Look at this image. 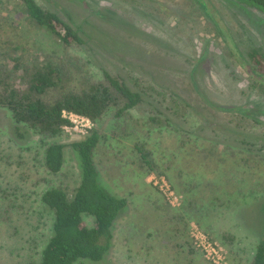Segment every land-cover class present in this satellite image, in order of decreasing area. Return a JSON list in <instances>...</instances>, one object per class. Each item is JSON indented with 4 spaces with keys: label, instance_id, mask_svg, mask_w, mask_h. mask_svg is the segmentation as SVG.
I'll list each match as a JSON object with an SVG mask.
<instances>
[{
    "label": "rangeland",
    "instance_id": "obj_1",
    "mask_svg": "<svg viewBox=\"0 0 264 264\" xmlns=\"http://www.w3.org/2000/svg\"><path fill=\"white\" fill-rule=\"evenodd\" d=\"M37 1L67 14L85 46L56 48L46 33L27 26L15 0H0V46L7 54L14 43L25 48L24 57L57 50L70 64L87 61L92 70L118 77L142 99L125 124L104 123L93 154L101 185L127 200L112 246L102 261L76 264H211L191 245L192 225L223 248L226 264H249L264 235V83L251 75L247 57L251 49L264 51L262 15L225 0H203L206 6L196 0ZM262 63L256 69L264 71ZM73 140L64 132L40 138L16 131L0 108L6 198L0 207L13 200L16 207L11 221L0 219V264H26L31 248L37 263L52 224L41 194L53 187L70 192L80 179L79 157L69 146L60 171L48 173L45 146ZM137 142L161 174L139 168ZM152 177L166 182L176 205ZM83 220L92 226L91 217Z\"/></svg>",
    "mask_w": 264,
    "mask_h": 264
},
{
    "label": "trees",
    "instance_id": "obj_2",
    "mask_svg": "<svg viewBox=\"0 0 264 264\" xmlns=\"http://www.w3.org/2000/svg\"><path fill=\"white\" fill-rule=\"evenodd\" d=\"M15 1L21 7L22 20L27 26L46 33L56 48L65 51L85 46L79 28L67 14V18L62 17L41 6L37 0ZM196 1L206 6L203 0ZM225 1L243 6L244 10L245 7L257 10L262 15L258 24L264 27V0ZM262 33L264 37L263 30ZM3 43L6 46L10 42ZM11 52L13 55L9 52L10 56L6 48L0 46V108L8 112L16 131L24 129L40 138H58L63 135L61 127L67 123L62 111L80 114L92 122V128L84 137L68 144L52 142L45 146L43 165L48 173L60 171L64 149L69 146L79 157L80 179L70 192L53 187L41 194L40 203L51 213L52 224L51 234L41 247L36 264H76L81 260L100 262L112 246L113 225L126 208L127 200L110 194L101 185L93 154L104 137V123L108 120L115 125L119 122L125 124L131 111L142 103L141 94L106 71L92 70L87 61L66 62L67 57L59 56L57 50L44 52L36 49L29 57H24L25 48L14 43ZM247 57L252 63V66L248 65L251 75L264 83V71L256 69L263 65V49H251ZM134 150L144 174L162 173L143 144L134 143ZM3 161L0 154V163ZM4 194L0 188L2 204V200L6 201ZM11 202L0 207L2 222L11 221V213L16 208L15 201ZM85 215L93 219L92 226L85 225ZM182 231L187 232L186 226ZM31 251L26 264H35L32 258L36 249L31 248ZM249 264H264V235Z\"/></svg>",
    "mask_w": 264,
    "mask_h": 264
},
{
    "label": "built area",
    "instance_id": "obj_3",
    "mask_svg": "<svg viewBox=\"0 0 264 264\" xmlns=\"http://www.w3.org/2000/svg\"><path fill=\"white\" fill-rule=\"evenodd\" d=\"M62 117L67 123L61 127V130L69 135L70 138L80 139L87 135L92 128V122L80 114L62 111ZM152 181L168 203L171 205L178 203L177 196L163 179L157 180L152 177ZM190 242L192 247L198 250L209 263L226 264V254L223 248L195 225L190 228Z\"/></svg>",
    "mask_w": 264,
    "mask_h": 264
},
{
    "label": "flooded vegetation",
    "instance_id": "obj_4",
    "mask_svg": "<svg viewBox=\"0 0 264 264\" xmlns=\"http://www.w3.org/2000/svg\"><path fill=\"white\" fill-rule=\"evenodd\" d=\"M238 5H239V4H238ZM242 7H243V6H242ZM238 8H239V9H242L240 6H238ZM246 8H247V7H245V10H247ZM249 8H250V7H249ZM249 8H248V9H249ZM251 9H253V8H251ZM243 10H244V8H243ZM254 10H255V9H254ZM255 11H257V10H255ZM257 12H258V11H257ZM258 13H259V12H258ZM262 28H263V31H264V27H263V26H262Z\"/></svg>",
    "mask_w": 264,
    "mask_h": 264
},
{
    "label": "crops",
    "instance_id": "obj_5",
    "mask_svg": "<svg viewBox=\"0 0 264 264\" xmlns=\"http://www.w3.org/2000/svg\"><path fill=\"white\" fill-rule=\"evenodd\" d=\"M96 167V166H95Z\"/></svg>",
    "mask_w": 264,
    "mask_h": 264
}]
</instances>
